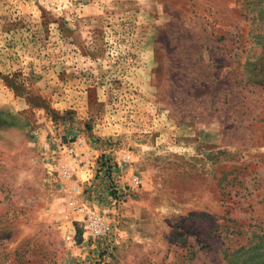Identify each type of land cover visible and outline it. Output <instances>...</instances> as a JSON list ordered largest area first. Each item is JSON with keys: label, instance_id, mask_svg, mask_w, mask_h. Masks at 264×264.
Masks as SVG:
<instances>
[{"label": "rangeland", "instance_id": "rangeland-1", "mask_svg": "<svg viewBox=\"0 0 264 264\" xmlns=\"http://www.w3.org/2000/svg\"><path fill=\"white\" fill-rule=\"evenodd\" d=\"M0 264H264V0H0Z\"/></svg>", "mask_w": 264, "mask_h": 264}, {"label": "built area", "instance_id": "built-area-1", "mask_svg": "<svg viewBox=\"0 0 264 264\" xmlns=\"http://www.w3.org/2000/svg\"><path fill=\"white\" fill-rule=\"evenodd\" d=\"M45 149L51 157L57 156L58 161H60L59 176L63 179H72L75 173L81 169L75 144H66L56 149L47 144ZM87 163H91L90 159ZM74 188L77 189V187ZM110 232L111 222L109 217L95 208H88L84 216V233L94 239H103L107 238Z\"/></svg>", "mask_w": 264, "mask_h": 264}]
</instances>
